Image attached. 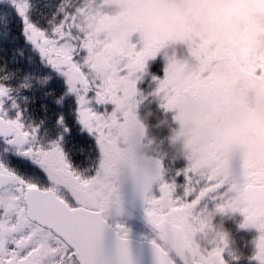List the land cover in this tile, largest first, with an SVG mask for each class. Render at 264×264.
<instances>
[{
	"label": "snow or ice",
	"instance_id": "1",
	"mask_svg": "<svg viewBox=\"0 0 264 264\" xmlns=\"http://www.w3.org/2000/svg\"><path fill=\"white\" fill-rule=\"evenodd\" d=\"M12 4L26 40L43 64L66 78L76 104L60 115L58 138L45 144L38 138V126L25 120L10 95L30 85L13 89L2 82L8 76L0 77V264H132L128 227L108 223L112 210L122 211L123 199L113 192L107 170L101 164L85 175L72 164L64 145L75 139L76 125L101 144L110 124L128 119L125 104L135 91L99 78L96 57L106 43L88 38L81 27L90 0ZM228 54L244 56L239 50ZM149 55L154 54L141 53L137 61ZM248 71L264 79V62L250 63ZM158 91L168 106L173 100L165 94L181 93L168 79ZM8 100L12 103L6 107ZM72 151L84 150L72 143ZM140 197L152 231L154 264H183L173 251V235L188 230L201 205L214 203L221 212H240L242 227L264 234V162L217 156L208 170L187 166L172 175L162 167L159 185ZM255 260L264 264V235Z\"/></svg>",
	"mask_w": 264,
	"mask_h": 264
},
{
	"label": "clouds",
	"instance_id": "2",
	"mask_svg": "<svg viewBox=\"0 0 264 264\" xmlns=\"http://www.w3.org/2000/svg\"><path fill=\"white\" fill-rule=\"evenodd\" d=\"M90 2L81 27L88 38L106 43L96 57L99 78L135 91L125 104L128 119L110 124L97 145L96 166L104 165L117 196L155 190L168 157L181 158L185 167L200 171L208 170L217 156L264 162V79L248 71L250 63L264 62V0ZM237 50L243 58L228 54ZM146 52L154 55L138 62L137 56ZM158 56L164 61L163 78L150 71L149 61ZM148 76L156 84L151 94L163 109L157 124L168 130L163 139L150 133L138 112V85ZM37 79L47 84L51 77ZM166 79L181 89L179 95L165 94L172 106L158 91ZM152 114L149 110L146 115ZM221 213L218 206L206 205L188 230L174 233L173 251L183 264H226L224 253L233 260L241 258L223 218L217 220ZM262 235L253 239L250 259L258 254Z\"/></svg>",
	"mask_w": 264,
	"mask_h": 264
},
{
	"label": "flooded vegetation",
	"instance_id": "3",
	"mask_svg": "<svg viewBox=\"0 0 264 264\" xmlns=\"http://www.w3.org/2000/svg\"><path fill=\"white\" fill-rule=\"evenodd\" d=\"M5 0L1 1L3 3ZM51 1V0H50ZM47 3L48 0H42ZM18 16V15H17ZM19 17V16H18ZM34 53L38 54L33 49ZM40 57V56H39ZM21 65V62L15 63L14 65ZM36 70H34L35 77H21L18 78L20 82H23V78L30 80L29 92H12L10 95L19 104L20 109L23 111V116L27 122L34 123L38 126V138L41 142L47 144L49 141L56 140L62 131L61 126L57 123L61 114H65L69 109L74 108L76 104V98L74 95H70L67 92L66 78L61 74L51 70L50 66H47L39 60L37 63ZM151 73L163 78V65L164 61L161 57H156L154 60L149 61ZM17 68L16 72H19ZM15 72V73H16ZM11 72L6 71L2 77L10 76ZM15 75V74H14ZM13 76V75H12ZM50 76L51 80L47 84H42L37 77ZM6 86L11 87L8 80L2 81ZM24 83V82H23ZM21 83V84H23ZM19 84V86L21 85ZM156 87L155 82L151 80V76L138 85L140 94L137 99L140 100L138 112L142 118H146L145 122L150 125V133L163 139L167 136L168 130L165 126H157L158 121L162 118L163 109L159 106L160 100L158 97L153 96L151 93ZM12 88V87H11ZM27 89V88H23ZM65 93H68L66 96ZM63 96L62 102H57L60 97ZM11 100H8L6 107L10 106ZM111 108V106H110ZM152 111V115L147 117L148 111ZM15 111L12 115L15 116ZM75 117L73 115L72 122L74 123ZM79 125H76L77 131L75 133V139L68 144H65V150L69 151L70 159L72 164L80 171L84 169H92L98 163L99 149L94 137L90 136L85 130L79 131ZM72 143L78 147L83 148V154H78L72 151ZM3 149V143L0 141V151ZM11 159V157H10ZM186 162L181 158L172 159L171 157L165 158L162 167L169 175L175 173V171L184 168ZM91 166V167H90ZM30 170V169H29ZM88 175V171L85 172ZM179 182H182L183 178L178 177ZM208 208H214V203L207 204ZM201 205V209L204 208ZM223 218L225 226L230 230L236 245L243 253L239 261L242 264L245 262H251L253 264H259L255 259H250L255 253V245L252 243L253 239L260 233L256 228H245L241 227L244 222V216L240 212H232L231 210L225 211L217 216V220ZM110 226L114 227L116 224H124L129 229V238L138 241L151 242L152 231L151 227L142 221L136 213L123 204L122 211L112 210L111 215L108 218ZM224 260L226 264H229V260H233L227 253H224Z\"/></svg>",
	"mask_w": 264,
	"mask_h": 264
},
{
	"label": "trees",
	"instance_id": "4",
	"mask_svg": "<svg viewBox=\"0 0 264 264\" xmlns=\"http://www.w3.org/2000/svg\"><path fill=\"white\" fill-rule=\"evenodd\" d=\"M12 11L13 12L10 13V11L6 12L0 9V19L4 16L5 19H7L6 23H1L0 20V77H2L6 71H10L11 74L8 83L12 88L16 89L17 82H20L18 80L20 75L25 78L35 77L33 69L36 70L37 65H35V63L40 60V57L38 54L36 56L32 45L29 44L22 32L21 18L17 16L14 10ZM2 12L8 14H2ZM1 29H4L5 32L1 33ZM19 62H21V65H14ZM17 68H19V72H16ZM25 78H23V81H26V83L30 85V80H26ZM18 92H29V88H22ZM240 264L242 263L240 262ZM245 264L253 263L247 261Z\"/></svg>",
	"mask_w": 264,
	"mask_h": 264
},
{
	"label": "water",
	"instance_id": "5",
	"mask_svg": "<svg viewBox=\"0 0 264 264\" xmlns=\"http://www.w3.org/2000/svg\"><path fill=\"white\" fill-rule=\"evenodd\" d=\"M122 199L125 206L136 213L142 221L147 223L144 218L143 202L140 195L135 192L125 191ZM129 248L132 264H154V250L151 242L130 239Z\"/></svg>",
	"mask_w": 264,
	"mask_h": 264
},
{
	"label": "rangeland",
	"instance_id": "6",
	"mask_svg": "<svg viewBox=\"0 0 264 264\" xmlns=\"http://www.w3.org/2000/svg\"><path fill=\"white\" fill-rule=\"evenodd\" d=\"M48 2H50V3H53L54 5L55 4H59L60 2H61V0H48ZM1 3V2H0ZM0 9H2V10H5L6 12H8V11H10V13H12L13 11L12 10H14L15 11V13L18 15V13H17V10H16V8H15V6L12 4V0H5L3 3H1V5H0ZM9 13V14H10ZM2 14H8V13H5V12H2ZM19 16V15H18ZM19 18H20V16H19ZM1 23H6V21H7V19H5V16L4 17H1ZM5 31H4V29H1V33H4ZM30 44V43H29ZM31 45V44H30ZM32 48H33V46H32ZM51 68V67H50ZM51 70H54L53 68H51ZM55 71V70H54ZM56 72V71H55ZM58 73V72H57ZM60 74V73H59ZM24 83H26V81H23ZM23 82H17V87H18V84H21V83H23ZM13 89H15V88H13ZM22 89V88H21ZM13 92H15V91H13ZM67 92H68V86H67ZM71 96L72 95H74V94H71V93H69ZM225 262H227L226 260H225ZM229 264H236V263H238V264H240V262L239 261H235V260H229V262H228Z\"/></svg>",
	"mask_w": 264,
	"mask_h": 264
}]
</instances>
